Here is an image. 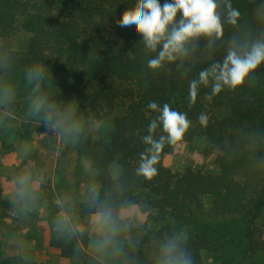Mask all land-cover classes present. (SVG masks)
Returning <instances> with one entry per match:
<instances>
[{
    "label": "trees",
    "instance_id": "1",
    "mask_svg": "<svg viewBox=\"0 0 264 264\" xmlns=\"http://www.w3.org/2000/svg\"><path fill=\"white\" fill-rule=\"evenodd\" d=\"M161 4L171 0H160ZM136 0H0V83L9 80L21 87L42 85L56 91L51 104L62 101L71 91L78 106L98 122H108L111 131L98 139L80 135L76 150L98 172V185L80 204V213L99 215L138 206L146 223L135 228L139 235L125 244L132 247L134 264H147V250L156 237L160 246L154 262L159 263L163 246L180 241L193 264H203L204 251L213 248L208 235L180 240L174 226L197 223L204 200L211 199L214 217L226 219L224 234L238 228L243 252L250 264H264V64L236 89L225 88L212 101L210 87L201 86L197 103L188 106L189 81L214 62H222L229 40L264 39V0H230L239 13L235 25L226 22L223 0H218L224 26L222 40L209 47L201 37L189 45L186 57L165 63L153 71L148 53L135 26L119 27L122 13ZM28 34L27 44L14 46L15 35ZM33 73L29 78V73ZM72 74L70 80L63 78ZM150 101L162 107L186 112L192 121L182 141L202 136L206 154L218 151L219 173L186 168L172 171L164 164L174 146L166 145L157 164V175L146 180L137 174L141 140L157 115L147 108ZM209 116L207 126L198 116ZM26 136L27 129L0 119V133L11 131ZM161 133L158 130L156 135ZM118 164L114 176L110 167ZM93 193L96 198L93 199ZM159 226L150 230L147 223ZM159 232V233H157ZM231 235V234H229ZM64 258L80 264H104L88 232H77L68 244L57 246ZM261 256V260L255 257ZM239 261L238 263H240ZM0 264H25L21 256L0 258ZM32 264H42L34 262Z\"/></svg>",
    "mask_w": 264,
    "mask_h": 264
},
{
    "label": "rangeland",
    "instance_id": "2",
    "mask_svg": "<svg viewBox=\"0 0 264 264\" xmlns=\"http://www.w3.org/2000/svg\"><path fill=\"white\" fill-rule=\"evenodd\" d=\"M28 37L24 31L16 34L15 48L24 47ZM72 76L69 74L63 80ZM55 94V90L42 85L21 87L13 80L0 83V119L27 129L26 136L15 130L5 136L0 133V258L21 256L25 264H80L75 257H62L57 246L68 244L77 232L85 231L96 245L110 235L106 248L98 250L104 264H134L132 247L125 242L136 238L139 233L135 228L146 223V216L138 206L111 210V233L97 226L99 215L80 213V204L86 200L88 191L98 185L99 174L78 155L76 144L80 135L103 137L112 125L98 122L92 113L82 110L71 91L52 105ZM37 97L61 114L63 128L52 132L45 127L42 114L33 115L32 104ZM206 146L202 136L190 142L180 141L165 157L164 164L172 171L190 167L218 174L219 153L206 154ZM121 171L118 164L110 167L114 176ZM22 178H26L23 184ZM225 221L212 215L211 199L206 198L203 209L197 213V223L173 229L180 240L192 239L199 232L208 235L218 251H204L203 264H250L238 228L232 227V233L226 231L231 235L221 231V227L226 228ZM147 227L160 230L151 222ZM159 246L160 238L156 237L148 247L147 264H159L154 262ZM255 259L261 260V256Z\"/></svg>",
    "mask_w": 264,
    "mask_h": 264
},
{
    "label": "clouds",
    "instance_id": "3",
    "mask_svg": "<svg viewBox=\"0 0 264 264\" xmlns=\"http://www.w3.org/2000/svg\"><path fill=\"white\" fill-rule=\"evenodd\" d=\"M226 9V22L235 25L240 13L232 7L230 0H223ZM119 27L135 26V31L142 37V44L148 53L156 55L147 61L153 71L160 70L164 64L175 62L189 53V45L201 37L207 38L209 47L222 40L224 26L219 11L218 0H171L161 4L160 0H136L134 7L127 8L119 20ZM264 64V39L241 40L233 37L229 40L222 62H214L199 72L197 79L189 81L188 106L197 103L198 90L201 86L211 88L206 100L212 101L225 88L236 89ZM33 73H29L31 79ZM39 86H37L38 88ZM147 108L157 115L150 121L146 135L141 137L146 146L139 153L137 174L146 180H152L158 172L157 164L166 145L175 146L182 141L189 131L192 121L186 112L174 110L168 103L160 107L150 101ZM33 115H41L46 128L55 132L63 128L61 114L45 100L37 97L32 104ZM199 123L207 126L209 116L201 113ZM160 135L157 136V131ZM22 178L21 183H24ZM93 193V199H95ZM97 226L113 230L110 211L101 208ZM110 235L99 241L98 250H104ZM159 264H193L192 257L181 247L180 241L173 239L162 248Z\"/></svg>",
    "mask_w": 264,
    "mask_h": 264
}]
</instances>
